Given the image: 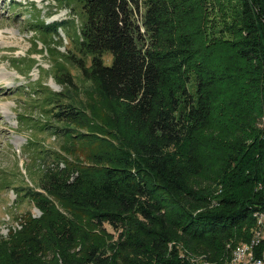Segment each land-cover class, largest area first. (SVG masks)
Wrapping results in <instances>:
<instances>
[{"label": "trees", "instance_id": "trees-1", "mask_svg": "<svg viewBox=\"0 0 264 264\" xmlns=\"http://www.w3.org/2000/svg\"><path fill=\"white\" fill-rule=\"evenodd\" d=\"M74 2L78 55L32 20L63 85L40 103L65 150L96 148L21 186L41 214L0 234V264H227L264 212V0Z\"/></svg>", "mask_w": 264, "mask_h": 264}, {"label": "rangeland", "instance_id": "rangeland-1", "mask_svg": "<svg viewBox=\"0 0 264 264\" xmlns=\"http://www.w3.org/2000/svg\"><path fill=\"white\" fill-rule=\"evenodd\" d=\"M39 18L47 24L60 23L58 35L51 39V47L56 45L60 54H75L77 38L83 16L80 3L60 0H0V234L8 235L26 220L28 215L41 214L39 208L29 198H25L21 186L34 185L39 188V177L48 167H55L67 159L87 161L97 141L79 139L69 150H65V139L54 131L55 124L62 121L47 113L40 101L42 88L63 89L55 78V55L47 51L41 40L36 47L37 37L31 27L32 20ZM40 35V36H39ZM53 35V33L51 34ZM38 51V52H37ZM111 60L110 53L106 54ZM26 62V63H25ZM68 69L74 79L84 88L80 94L88 99V90H93L90 82L83 84L80 68L69 62ZM28 114V115H27ZM21 115H27L23 123ZM80 128V127H79ZM85 130V126L80 128ZM62 154V156H60ZM65 157V158H64ZM63 160V161H62ZM109 230H113L106 223ZM190 259L200 252L187 253Z\"/></svg>", "mask_w": 264, "mask_h": 264}, {"label": "built area", "instance_id": "built-area-1", "mask_svg": "<svg viewBox=\"0 0 264 264\" xmlns=\"http://www.w3.org/2000/svg\"><path fill=\"white\" fill-rule=\"evenodd\" d=\"M259 226L250 239L242 243H236L232 255L227 264H264V252L257 255L256 248L264 236V212L257 213ZM193 264H210L205 257L194 255L192 257Z\"/></svg>", "mask_w": 264, "mask_h": 264}]
</instances>
